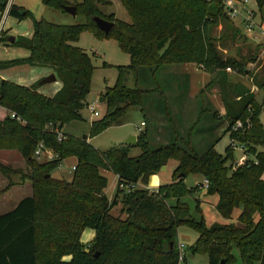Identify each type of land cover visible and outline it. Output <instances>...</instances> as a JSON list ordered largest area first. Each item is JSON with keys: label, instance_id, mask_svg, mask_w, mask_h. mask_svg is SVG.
Instances as JSON below:
<instances>
[{"label": "trees", "instance_id": "1", "mask_svg": "<svg viewBox=\"0 0 264 264\" xmlns=\"http://www.w3.org/2000/svg\"><path fill=\"white\" fill-rule=\"evenodd\" d=\"M119 1L129 22L114 14L100 13L98 5H107L110 0L74 3L76 14L85 18L84 23L75 25L36 19L15 4L9 9L8 14L18 20L31 19L33 34L14 43L27 49L28 57L2 62L1 68L22 64L49 67L62 86L54 96L47 97L36 91L39 81L22 86L0 80V109L7 112L0 120V141L13 143L5 147H18L28 168L23 178L31 185L30 196L0 214V264H178L176 234L181 226L198 234L190 250L205 253L209 264H235L238 259L234 248L240 264H264V149L258 150L264 148L261 108L249 89L227 83L225 76L227 68L240 74L246 72V64L252 58L224 57L215 44L223 37L215 39L211 34L219 20L225 24L224 36L231 41L240 34L239 29L224 14L219 0ZM255 1L259 9L264 7V0ZM4 2L0 0V10ZM41 2L62 11L69 5L66 0ZM95 16L112 22L111 29L106 33L99 30ZM84 31L114 39L130 58L127 66H117L115 83L102 92L106 109L101 118L90 123L89 137L119 124L126 112L136 106L143 112L146 126L138 132L135 144L99 151L86 138L65 134L57 138L64 124L82 119L80 111L87 105L94 65L87 52L76 44ZM188 63L222 74L223 78L214 83L219 85L225 105L224 120L221 119L227 122L225 132L229 136L225 155L214 149L217 139L206 143L203 151H198L193 141V132L204 116L202 112L211 111L209 117L216 120L218 111L201 108L194 124L184 132L174 126L171 111L176 91L171 85L178 76L170 70L162 73L169 76L170 82L173 80L167 89L162 87L160 75L164 68ZM126 71L135 74L134 87L125 85ZM261 79L254 83L259 89L264 77ZM142 80L147 88L141 87ZM149 94L159 95L151 101L166 120L164 130L168 129L166 143L156 147L151 146L147 129L146 118H151V114L145 97ZM181 94L178 102L185 100V88ZM11 113L20 120L11 117ZM238 121L242 126L233 129ZM214 124L209 131L205 129L206 134L216 127ZM39 143L55 157L37 161L34 151ZM237 144L252 159L234 166L233 148ZM133 145L140 150L136 156L129 155ZM67 157L76 159L70 180L52 177L51 171ZM169 160L177 163L170 183L161 184L152 192L135 188L136 184L147 185L149 176L158 173ZM103 172L117 176L112 199L105 193L107 177ZM188 175H199L208 181L205 192L217 195L215 209L221 217L231 219L233 211L240 209L237 224L207 226L202 216L193 217L182 201L183 195L193 194V189L184 183ZM198 188L199 185L194 189ZM118 203L122 206L120 213L113 215L111 210ZM195 208L201 212L198 198ZM85 229L94 231L88 243L81 241Z\"/></svg>", "mask_w": 264, "mask_h": 264}, {"label": "rangeland", "instance_id": "2", "mask_svg": "<svg viewBox=\"0 0 264 264\" xmlns=\"http://www.w3.org/2000/svg\"><path fill=\"white\" fill-rule=\"evenodd\" d=\"M19 0H16L18 2ZM69 5H74V3H79L82 0H66ZM243 3V10H250L254 12L255 18L254 22L257 27L255 29V34L252 37L248 36L244 32L242 24L238 22H233L234 27L239 29L240 34L236 36L234 41H231L228 36H224L225 24L223 21L219 20L218 24L212 28L211 34L215 39L223 37L222 40L218 43H215L218 51L224 56H232L234 58H240L242 56H249L252 58L246 64V72L237 73L233 69H226L225 76L227 78V83L229 84H240L247 89H249L256 98V101L261 108L259 113V119L264 126V80L263 85L259 89L254 83L255 80H258L260 83L262 77H264V7L259 9L255 0H240ZM40 1H37L35 5H31V10L39 18H42L45 21L52 22L54 24L61 25H75L85 22V18L81 14L71 15L70 13L64 12L60 9L51 8L45 5L40 4ZM39 7V8H38ZM100 13L105 16L106 14H114L116 18L129 22L130 18L124 9L123 5L119 0H110V3L107 5H98ZM30 18L24 19L23 21H18L13 17H7L6 27L13 31L25 32L26 25L29 23ZM262 23V24H261ZM261 24V25H260ZM261 26V27H260ZM262 28V29H261ZM261 32V33H260ZM4 36V37H3ZM3 37V38H2ZM226 37V38H225ZM9 39L6 36V31L2 32L0 36V41L7 42ZM77 45L84 49L87 54L91 57L94 70L91 76V87L89 94L86 97L87 105L80 111L82 116L81 120H72L63 125L62 130L59 133L65 135H72L78 138L86 136L87 142H89L94 148L99 151L107 150L111 147L121 146L126 144V141L130 136H134L139 132L138 128L140 126V121L144 119V114L139 107H131L124 117L121 119L119 124L112 125L107 127L104 131L89 137L90 123L92 120L99 119L103 116L106 106L104 102H100L99 98L101 97L102 92L106 87L113 86L118 75L117 66H127L130 62L129 55L123 52L117 42L112 38L98 37L93 32L84 31L80 34V37L77 41ZM2 44H0V52ZM15 50H21L23 48H13ZM103 64H106L104 66ZM182 65H176L172 67L164 68L160 75V81L167 89L170 88L171 82L173 80H168L169 76H166L164 73L166 70H170V73L178 76V79L175 83H172V90L176 91V99L172 102L173 107L171 111V117L173 119L174 126L181 131H186L191 125L194 124L197 117L201 113V108L216 110L218 111V119L213 120L209 117L211 111L202 112L204 114L201 121L198 122L194 132H193V141L198 149V151H203L205 149V144L213 143L215 139L217 141L214 144V149L221 155H225V148L229 144V136L225 132L226 123L223 118L225 116V105L222 102L220 88L217 83H214L222 79V74L219 71H209L203 65H198L195 63H188L186 66L187 78H183L184 74ZM135 74L132 71H126L124 73V83L128 87L135 86ZM213 81V82H211ZM59 83V79L53 83L45 85V87H52ZM211 84L207 87L208 84ZM141 87L147 88V83L142 80ZM151 84V83H150ZM178 86V88H177ZM185 88L186 98L185 100H179L181 96V89ZM165 89V88H164ZM202 91V92H201ZM202 93V94H200ZM151 97V98H150ZM146 106L150 111L151 118L148 116L147 120V129L150 133V144L152 147H156L161 144H165L167 131L164 124L166 120L164 117L157 111L156 104L151 100H157L159 95H146ZM206 101L208 104H206ZM153 108H152V107ZM91 107H94L98 112V115H94L91 111ZM0 109V120H2L7 112H3ZM159 114V115H158ZM2 116V117H1ZM223 119V120H221ZM217 121V122H215ZM215 122L216 124H214ZM240 122V121H239ZM215 125L216 127L212 129L211 133L206 134L210 125ZM46 127V126H45ZM44 127V128H45ZM145 126H141V129H144ZM138 134V133H137ZM83 139V138H82ZM0 177L6 176L7 178H0V191L3 189L13 187L16 194L8 197V202L13 204L23 196H27L31 193V185L27 179L23 178V175L28 173V168L25 162V159L19 152V149L15 145H6L13 144L12 142L2 139L0 141ZM206 144V145H207ZM237 146H242L237 144ZM233 148V165H239L240 163H245L247 160L252 159V157L245 153V150H242L240 147ZM263 147H258L259 151H263ZM50 154L43 153L40 157L35 158L39 162L49 161L55 157L51 150L47 149ZM140 153V150L136 146H132L129 150L130 156H136ZM52 157V158H50ZM71 159L74 161V157L64 158L61 162V165H58L55 169L51 171V175L54 178H61L65 180H70L72 175L71 168ZM176 161L169 160V162L164 166L162 170L164 173L161 175L163 180L170 181V175L172 170L175 168ZM228 164V163H227ZM160 172V171H159ZM107 177V186L105 188V193L107 197L112 198L116 189V178L111 172H103ZM11 175V176H8ZM264 177V173L262 175ZM203 178L199 175H188L184 179V183L188 188L193 189V194L183 195L182 201L185 202L190 210V213L193 217L199 219L200 216L203 217L207 226H210L214 223L226 224V223H236L237 216L240 213V209H235L232 213L231 219H225L219 215L215 209V203L217 202V195H207L205 192L206 188L201 187L199 190L194 188L203 183ZM166 182V181H165ZM171 182V181H170ZM169 182V183H170ZM135 188H144L140 184H136ZM149 192H152L148 189ZM16 196V198H15ZM196 198L199 200V206L201 212H196ZM1 199V198H0ZM170 203H173L174 200H170ZM121 204L118 203L115 205L111 213L113 215H118L120 213ZM9 209L10 207H2L0 204V212L4 209ZM122 217L124 215L122 214ZM88 231H93L92 229H86ZM94 232V231H93ZM83 238L85 235L83 234ZM198 237V234L186 227L181 226L177 229L176 242L177 249L180 244L184 245L182 250L183 258H179L178 264H209L208 257L205 253H192L190 247L194 244ZM234 256L238 259L235 264H240L239 262V253L236 248L233 249ZM66 259H69L66 257Z\"/></svg>", "mask_w": 264, "mask_h": 264}, {"label": "crops", "instance_id": "3", "mask_svg": "<svg viewBox=\"0 0 264 264\" xmlns=\"http://www.w3.org/2000/svg\"><path fill=\"white\" fill-rule=\"evenodd\" d=\"M37 1H40L41 0H19L18 2H16V0H12V4H15L17 6H20V7H23L24 9L30 11L32 13V15L36 18V19H40L39 17H37L35 15V13L33 12V10H31V5H35ZM42 5H44L42 2L40 3ZM39 8V7H38ZM112 14V13H111ZM106 15H109V14H106ZM9 17H12L10 15H8ZM7 16V17H8ZM115 16V15H114ZM14 18V17H13ZM116 18V17H115ZM16 19V18H14ZM118 19V18H117ZM18 23L20 21H23V20H18ZM6 21H7V18H6ZM6 21H5V26H4V32L6 31V36L8 37H11L13 36L14 37V42L13 43H10L9 42V39L7 42H4V41H0V44H2V49H1V52H0V64L2 62H5V61H9V60H16V59H21V58H25V57H28L29 55V51L23 47H19L17 45H15V41L18 40L19 38L21 37H25V38H31L32 34H33V25H32V21L30 19L29 23L26 25V30L25 32H19L18 30L17 31H13L12 33L10 32L11 29L9 27H6ZM262 24V23H261ZM260 24V25H261ZM261 27V26H260ZM262 29V28H261ZM261 33V32H260ZM264 33V31H263ZM4 37V36H3ZM2 37V38H3ZM77 44V43H76ZM13 48H23L21 49L20 51L19 50H15ZM188 64H185V65H182L184 68V70L186 69V66ZM184 74H186V72L188 71H183ZM50 74H54L52 69L49 68V67H39V66H29V65H26V64H22V65H15V66H12V67H8V68H1V65H0V80H6V81H9V82H12L14 84H18V85H22V86H31L32 84L40 81L41 79H43L44 77L50 75ZM55 75V74H54ZM57 81V77H56V80ZM53 83V82H51ZM40 84V83H39ZM47 84H50V83H43V84H40L37 88V92L44 95V96H47V97H52L56 94V92L61 88L62 84H61V81H59V83L55 86H52V87H45V85ZM4 113L2 112V115ZM2 117V116H1ZM93 121V120H92ZM91 121V122H92ZM141 122H143V119L140 121V124ZM146 126V124L144 125ZM62 130V129H61ZM138 133V132H137ZM137 133L134 134L135 138L137 136ZM65 134V133H64ZM87 140H88V137H87ZM71 168L73 169V167L75 166L76 164V159L74 158V161L73 159H71ZM2 161H0L1 163ZM63 162V161H62ZM61 162V163H62ZM61 163L59 165H61ZM177 163L175 164L174 167H176ZM165 167L163 166L161 169H160V172L156 173V174H152L149 176L148 178V183L147 185H141V187L143 186L144 188L146 189H149L150 191H154L157 189V187L161 184H166V183H169L172 179V172H171V175H170V181L167 182V180H163L164 178H161V175L164 173V171H162ZM264 173V172H263ZM263 175V174H262ZM8 176H11V175H8ZM115 178H116V182H117V176L114 174ZM0 178H2L4 180V178H7L6 176H1ZM262 178L264 179V177L262 176ZM166 181V182H165ZM13 190H16V189H13V187H10V188H4L3 191H0V204H2V207H10L9 209H4V210H1L0 214L2 213H5V212H8L10 211L12 208H14L17 203L23 199L24 197H27V196H30L31 193L27 196H23L21 198H19V200L16 201L15 199V202L13 204L10 203V200L8 202V197H10L11 195L13 194H16V192H14ZM114 196V195H113ZM16 198V196H15ZM109 198V197H108ZM113 198V197H112ZM112 198H109V199H112ZM83 234L85 235V237L83 238ZM94 237V232L93 231H88V230H84L82 232V235H81V241L83 243H88L90 242Z\"/></svg>", "mask_w": 264, "mask_h": 264}, {"label": "built area", "instance_id": "4", "mask_svg": "<svg viewBox=\"0 0 264 264\" xmlns=\"http://www.w3.org/2000/svg\"><path fill=\"white\" fill-rule=\"evenodd\" d=\"M219 1H220V6L224 14L233 22H238L239 24H242L244 28V32L248 36L252 37V35L255 34L254 32L257 27L256 23L254 22L255 14L254 12L250 10H243V3L245 2L244 1L241 2L240 0H219ZM11 5H12V0H6V2H4L3 9L0 10V36L2 32L4 31L5 21H6L7 16L9 15L8 12H9ZM91 111L93 112L94 115H98V112L95 110L94 107H91ZM10 115L13 118L16 117L14 113H11ZM16 118L17 120H20L19 117H16ZM141 126H144L143 122H141L138 128L139 131L141 130ZM241 126H242L241 122L238 121L233 126V129H237L238 127H241ZM61 137H62V134L57 132V138L60 139ZM235 147H238V146L236 145ZM239 147L242 150H245L243 146H239ZM43 153L50 154V152L43 146V144L39 143L37 148L34 151V156L40 157ZM207 186H208V181L206 179L203 180L202 184H199L200 188L201 187L207 188ZM121 187L123 186L121 185ZM183 248H184V245L182 244L178 246V252H179L180 259L183 258V255H182Z\"/></svg>", "mask_w": 264, "mask_h": 264}, {"label": "water", "instance_id": "5", "mask_svg": "<svg viewBox=\"0 0 264 264\" xmlns=\"http://www.w3.org/2000/svg\"><path fill=\"white\" fill-rule=\"evenodd\" d=\"M63 9H64L65 12L70 13L71 15H75L76 14V9H75V6H73V5H65L63 7ZM93 20H94L97 28L99 30L105 32V33L108 32L111 29V27L113 26V23L112 22L107 21V20H105V19H103V18H101L99 16H95L93 18ZM9 42L10 43H13L14 42V37L13 36L9 37ZM55 80H56V76L54 74H50V75L44 77L43 79H41L39 81V83L40 84H43V83H51V82H54ZM103 100H104L103 97H100L99 98V101L100 102H103ZM82 138L85 139L86 136L84 135ZM135 143H136L135 136H130V138L126 141V144H135ZM223 263L224 262L221 261L220 264H223Z\"/></svg>", "mask_w": 264, "mask_h": 264}]
</instances>
